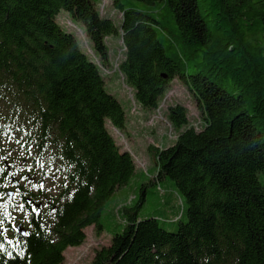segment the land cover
Instances as JSON below:
<instances>
[{
    "label": "trees",
    "instance_id": "obj_1",
    "mask_svg": "<svg viewBox=\"0 0 264 264\" xmlns=\"http://www.w3.org/2000/svg\"><path fill=\"white\" fill-rule=\"evenodd\" d=\"M112 1L120 25L98 0H0V264H62L88 227L104 230L107 201L136 174L107 127L124 128L126 111L58 21L62 9L104 64L107 37L121 34L120 69L144 109L156 110L178 78L204 123L157 151V178L176 182L188 219L170 231L129 208L124 231L91 264H264V0ZM171 120L188 125L181 106ZM9 140L24 171L9 161ZM52 171L57 195L44 185ZM27 172L40 177L33 187L21 184Z\"/></svg>",
    "mask_w": 264,
    "mask_h": 264
},
{
    "label": "rangeland",
    "instance_id": "obj_2",
    "mask_svg": "<svg viewBox=\"0 0 264 264\" xmlns=\"http://www.w3.org/2000/svg\"><path fill=\"white\" fill-rule=\"evenodd\" d=\"M101 14L121 23V12L115 8L112 0H107L102 9L103 0H98ZM58 21L68 30L75 33L82 49L99 65L107 84L108 91L114 94L122 103L126 111V124L118 129L108 120L107 127L122 150H127L136 163V174L131 182L118 189L107 201L101 221L104 230L97 232L95 226L86 229V241L76 247H69L65 251V261L62 264H91L98 249L108 246L113 236L122 233L127 225V209L137 207L138 219L150 217L159 218L163 227L170 231H177L181 217L188 219L185 209V197L179 192L176 182L170 177L157 178V151L172 146L179 134L187 127L201 130L204 127L201 110L196 99L187 86L178 78L174 79L159 107L156 110H146L137 101L135 89L126 82V77L120 69L124 60L125 45L121 34L107 37L109 46V60L104 64L101 57L94 50L92 41L87 36L85 27L77 22L69 12L62 9L58 14ZM176 106H181L187 115L188 125L176 128L171 120V112ZM5 151L10 156V162L24 171L28 165L27 159L18 144L13 140L5 142ZM264 182V171L259 173ZM38 174L27 172L21 184L33 187L39 179ZM60 176L52 173L44 180V185L50 195H57ZM145 191L143 202L138 206ZM23 221L16 223V226Z\"/></svg>",
    "mask_w": 264,
    "mask_h": 264
},
{
    "label": "water",
    "instance_id": "obj_3",
    "mask_svg": "<svg viewBox=\"0 0 264 264\" xmlns=\"http://www.w3.org/2000/svg\"><path fill=\"white\" fill-rule=\"evenodd\" d=\"M10 195H12V191H10ZM29 200H30V198H29ZM38 206H40V204H38ZM17 230H18L22 235H25V234H26V231H27L26 227H24V226L22 225V223H19V224H18V226H17Z\"/></svg>",
    "mask_w": 264,
    "mask_h": 264
},
{
    "label": "built area",
    "instance_id": "obj_4",
    "mask_svg": "<svg viewBox=\"0 0 264 264\" xmlns=\"http://www.w3.org/2000/svg\"><path fill=\"white\" fill-rule=\"evenodd\" d=\"M106 3H107V0H103V5H102L103 7H102V9L105 8L104 6L106 5ZM122 16L123 15H121V19H122Z\"/></svg>",
    "mask_w": 264,
    "mask_h": 264
},
{
    "label": "flooded vegetation",
    "instance_id": "obj_5",
    "mask_svg": "<svg viewBox=\"0 0 264 264\" xmlns=\"http://www.w3.org/2000/svg\"><path fill=\"white\" fill-rule=\"evenodd\" d=\"M11 196V195H10ZM40 205H44V202L40 203Z\"/></svg>",
    "mask_w": 264,
    "mask_h": 264
}]
</instances>
